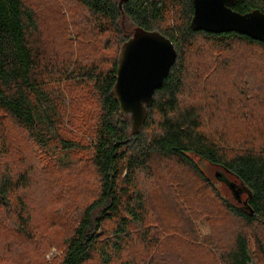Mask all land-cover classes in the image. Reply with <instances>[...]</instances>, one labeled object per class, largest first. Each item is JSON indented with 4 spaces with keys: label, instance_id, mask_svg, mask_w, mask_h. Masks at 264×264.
Instances as JSON below:
<instances>
[{
    "label": "trees",
    "instance_id": "trees-1",
    "mask_svg": "<svg viewBox=\"0 0 264 264\" xmlns=\"http://www.w3.org/2000/svg\"><path fill=\"white\" fill-rule=\"evenodd\" d=\"M119 1L0 0V158L17 157L22 137L39 151L44 173L54 172L50 181H59L36 189L32 169L0 176V264H192L165 249L176 238L210 264H264V116L247 105L256 81L215 79L220 70L230 77L227 56L240 51L264 75V44L193 31L191 0H160V8L155 0H124L121 8ZM232 9L264 14V0H234ZM134 27L159 32L177 56L141 132L131 136L112 88ZM69 95L72 105L94 104L78 121H92L90 143L65 129ZM55 151L74 156L65 164ZM202 161L216 168L235 203L219 194ZM39 200L55 207L45 215L46 232L30 209L46 205ZM214 211L233 224L218 249L199 241L193 227L194 218Z\"/></svg>",
    "mask_w": 264,
    "mask_h": 264
},
{
    "label": "water",
    "instance_id": "water-1",
    "mask_svg": "<svg viewBox=\"0 0 264 264\" xmlns=\"http://www.w3.org/2000/svg\"><path fill=\"white\" fill-rule=\"evenodd\" d=\"M124 0L119 1L121 8ZM193 31L209 34L236 33L264 44V14L258 10L245 14L232 9L234 0H191ZM121 46L112 94L122 117H128L130 135H138L147 108L176 60L173 44L157 31L134 27Z\"/></svg>",
    "mask_w": 264,
    "mask_h": 264
},
{
    "label": "rangeland",
    "instance_id": "rangeland-1",
    "mask_svg": "<svg viewBox=\"0 0 264 264\" xmlns=\"http://www.w3.org/2000/svg\"><path fill=\"white\" fill-rule=\"evenodd\" d=\"M155 2H156V6L158 8H160L162 6L160 0H155ZM130 25H131L130 22L127 21V26H130ZM132 30H133V28H131L129 30V33H131ZM69 32H71V33L68 34V39L70 42H73V45L76 47V45L78 43L76 41L75 33L72 30H69ZM66 39H67V36H66ZM198 46L199 45L197 44V47ZM238 54H239L238 57H236V56L234 57L230 54L227 56L228 60L231 61V69L229 70L230 77L224 78L223 76H221V70H220L219 71L220 73H217L218 76H216V78H215L217 80L216 84H219L218 79H220V80H222V82H226V84L229 85L230 82L234 80L236 74H239L242 76L252 77L256 81L254 86L257 90V94L250 96L249 103L247 104L249 106L248 109H250L251 112L257 111V113H259L261 116H264V75H261V76L256 75L257 74L256 70H258V68H261L260 64L255 62L254 60L245 58L246 56L244 57V52L240 51L239 53H237V55ZM203 55H205V51H204ZM223 58L224 57L220 58V60H223ZM205 59H207V57H205ZM199 62H201L200 63L201 65L203 64L202 60ZM260 82H261V84H260ZM220 84H221V81H220ZM66 97H67V99L65 101V104H67L68 108H66V111H65L66 114H65L64 119H63V121L65 123V129L67 127L68 131L72 132V134H71L72 137L75 136L76 138L81 139V141H83L84 143L92 142V140H93L92 121L90 120L89 122H86L84 124V126L81 125V123H79L78 121L83 120L80 118V115H81L80 113H83L87 110L89 112L94 111L93 110L94 109L93 102H88L89 104H86L83 102L82 106L79 105L78 103L77 104L75 103L74 105H72V102L70 101L71 96L69 95ZM84 120H89V119H84ZM261 121L264 122V120H261ZM235 123L236 122H234L233 125ZM78 124H79V126H78ZM243 128H244L243 126L241 128H239L238 132L239 131L242 132L243 130L244 131L246 130ZM18 140H19L18 146L20 149L19 153H18L19 155L17 157H10L9 159H4V160L0 158V176L2 174H7L8 171L12 168H17L23 172L27 169H32L30 181H31V184L36 185V189H39V187H42V186H48L51 184V182H52V185L59 183L58 180H54V179L53 180L51 179V181H50V177L48 175L54 173L52 170L49 171L50 172L49 174L44 173V170L42 169V165L44 164V162L39 159L40 158L39 151H36L35 148L32 149V147H30L28 145L27 140H24L22 137L19 138V136H18ZM51 154H52V152H51ZM53 154L58 156L61 161L64 160L65 164H67V161H68L67 159H69L71 161V158L74 156V155H72L66 159V158H62V156H64V154L63 153L59 154L58 151H55ZM0 155H2V153H0ZM47 159L49 160V157H47ZM61 161L57 162L56 165L61 166L63 164V162H61ZM70 161H68V162H70ZM201 168H202V171L205 174V176L207 178H209V180L215 185L219 194L222 197L229 199L232 203H235V201H233L231 198V192L229 191L227 185L215 177L216 172H217L216 168L212 167L210 164H208L205 161L201 162ZM225 178L227 179V181H232V178L228 175H225ZM188 182H190V181H188ZM45 189H46V187H45ZM156 199H158L160 202H164V199L161 200L160 197H158V196L156 197ZM243 199H244V196L242 197V200ZM204 201H205L204 199L201 200V202H204ZM43 203H46V202L44 200L38 201V204L45 205ZM162 207H163V209H165L166 204L164 203L162 205ZM54 208L55 207H52V205L49 204V202H47L45 206L40 208L41 211L39 209L37 210L36 208L31 207L30 209L31 210L33 209L35 211V215H37L39 212H41V214L39 213L36 217H35V215H32L34 226L36 228L41 229L44 232H46L45 215L51 214V211ZM219 215H220L219 211L216 213L214 211L211 214L201 216L199 219L194 218V224H193V227L195 229V232H194L195 235L194 236H196L197 239L199 238V241H201L202 243L208 242L209 244L216 247L217 249H218V247L227 246V242L229 240L228 235L232 231V225H233V224L231 225V223H229L228 221L226 222V218L223 221H221V218ZM213 219H214V221H213ZM186 222H188V224H189V222H190L189 219ZM3 233L6 236L3 238H5V239L10 238L11 234H10V231L8 229L6 231H4ZM46 234L50 235V232H47ZM52 235H53V233H52ZM218 239H221V241H223V244H221V245L217 244V243H219V242H216V240H218ZM250 246H251V251H253L254 247H253L252 243L250 244ZM164 247H165V249H167L168 253L171 252L170 256L178 257V256L182 255V256L188 258L190 260L189 262H191L192 264L194 263L193 260H195L196 264H210V262L202 256L201 251H198L200 253H198L197 251H192V250L189 251L188 247L186 248L185 244L183 242H181V240H178V238H176V240L173 241V243H171V245H165ZM52 255H54V256L56 255L54 248L50 249L49 253L46 254L45 258L47 260H49V257Z\"/></svg>",
    "mask_w": 264,
    "mask_h": 264
},
{
    "label": "flooded vegetation",
    "instance_id": "flooded-vegetation-1",
    "mask_svg": "<svg viewBox=\"0 0 264 264\" xmlns=\"http://www.w3.org/2000/svg\"><path fill=\"white\" fill-rule=\"evenodd\" d=\"M230 191V190H229ZM244 196L245 198V195L243 193H237V197H239L240 200H242V197ZM239 205V204H238Z\"/></svg>",
    "mask_w": 264,
    "mask_h": 264
}]
</instances>
